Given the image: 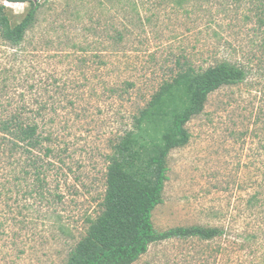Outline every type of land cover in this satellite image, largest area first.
I'll return each mask as SVG.
<instances>
[{
    "label": "rangeland",
    "instance_id": "1",
    "mask_svg": "<svg viewBox=\"0 0 264 264\" xmlns=\"http://www.w3.org/2000/svg\"><path fill=\"white\" fill-rule=\"evenodd\" d=\"M11 26L29 2H1ZM18 47L0 41V113L45 118L38 171L0 156V264H64L100 212L112 144L174 59L230 62L245 78L210 92L165 158L155 229H223L151 244L131 264H264V0H39ZM120 32L122 41L114 42ZM45 106L44 108H39Z\"/></svg>",
    "mask_w": 264,
    "mask_h": 264
},
{
    "label": "trees",
    "instance_id": "2",
    "mask_svg": "<svg viewBox=\"0 0 264 264\" xmlns=\"http://www.w3.org/2000/svg\"><path fill=\"white\" fill-rule=\"evenodd\" d=\"M29 2L19 23L9 24L1 2ZM39 3L31 0H0V41L18 47L35 21ZM114 42L122 35H113ZM173 70L131 117V128L112 144L105 172L104 195L99 214L90 221L64 264H131L148 247L169 239L198 238L210 241L223 229L201 225L154 228L153 209L162 202L167 179L165 158L187 142L184 124L203 107L207 95L222 85L245 78L243 68L230 62L196 69L185 56L174 59ZM41 106L39 108H44ZM39 112V111H38ZM25 102L0 113V156L22 155L38 171L40 154L49 156L52 133L45 131V118Z\"/></svg>",
    "mask_w": 264,
    "mask_h": 264
},
{
    "label": "water",
    "instance_id": "3",
    "mask_svg": "<svg viewBox=\"0 0 264 264\" xmlns=\"http://www.w3.org/2000/svg\"><path fill=\"white\" fill-rule=\"evenodd\" d=\"M32 1V3H37L39 0H31Z\"/></svg>",
    "mask_w": 264,
    "mask_h": 264
}]
</instances>
